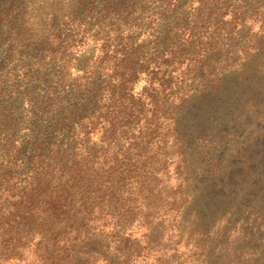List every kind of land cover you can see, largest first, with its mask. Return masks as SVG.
Instances as JSON below:
<instances>
[{
	"label": "trees",
	"instance_id": "16d2710c",
	"mask_svg": "<svg viewBox=\"0 0 264 264\" xmlns=\"http://www.w3.org/2000/svg\"><path fill=\"white\" fill-rule=\"evenodd\" d=\"M207 1L197 23L227 15ZM187 3L0 0V264H140L163 223L176 236L184 94L160 26L183 29Z\"/></svg>",
	"mask_w": 264,
	"mask_h": 264
},
{
	"label": "rangeland",
	"instance_id": "374dc122",
	"mask_svg": "<svg viewBox=\"0 0 264 264\" xmlns=\"http://www.w3.org/2000/svg\"><path fill=\"white\" fill-rule=\"evenodd\" d=\"M198 1L187 0L183 29L160 26L165 48L177 42L175 60L163 58L174 69L167 83L184 94L170 174L187 201L176 236V223H163L149 241L158 256L140 264H172V253L186 264H264V0H223V19L197 23ZM97 53L90 41L79 56Z\"/></svg>",
	"mask_w": 264,
	"mask_h": 264
}]
</instances>
